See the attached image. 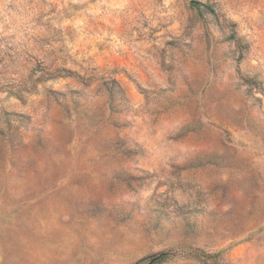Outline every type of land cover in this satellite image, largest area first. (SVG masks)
<instances>
[{
    "label": "rangeland",
    "instance_id": "obj_1",
    "mask_svg": "<svg viewBox=\"0 0 264 264\" xmlns=\"http://www.w3.org/2000/svg\"><path fill=\"white\" fill-rule=\"evenodd\" d=\"M162 253L264 264V0H0V264Z\"/></svg>",
    "mask_w": 264,
    "mask_h": 264
},
{
    "label": "trees",
    "instance_id": "obj_2",
    "mask_svg": "<svg viewBox=\"0 0 264 264\" xmlns=\"http://www.w3.org/2000/svg\"><path fill=\"white\" fill-rule=\"evenodd\" d=\"M190 5L193 6V7H194V6H195V7L200 6V4H199V3H196V2H191ZM202 6H203V5H202ZM203 7H204V6H203ZM154 257H156V255H155V256H149V257H147V258H143V259H141L140 261L136 262L135 264H142V263H144V262H147V264H149L150 261H151ZM166 259H167V254L163 255L162 257L156 258V259H155L153 262H151L150 264L160 263V262L165 261Z\"/></svg>",
    "mask_w": 264,
    "mask_h": 264
},
{
    "label": "water",
    "instance_id": "obj_3",
    "mask_svg": "<svg viewBox=\"0 0 264 264\" xmlns=\"http://www.w3.org/2000/svg\"><path fill=\"white\" fill-rule=\"evenodd\" d=\"M163 255H165V253H162V254L157 255L156 257H154V258L150 261V263L153 262L156 258L162 257ZM150 263H149V264H150Z\"/></svg>",
    "mask_w": 264,
    "mask_h": 264
}]
</instances>
